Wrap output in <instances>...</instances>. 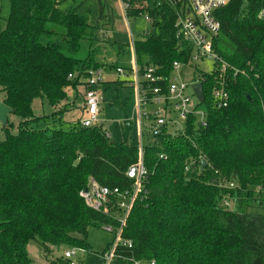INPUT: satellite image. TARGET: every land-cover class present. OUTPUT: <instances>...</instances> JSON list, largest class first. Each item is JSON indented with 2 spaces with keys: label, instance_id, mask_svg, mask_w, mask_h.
<instances>
[{
  "label": "trees",
  "instance_id": "trees-1",
  "mask_svg": "<svg viewBox=\"0 0 264 264\" xmlns=\"http://www.w3.org/2000/svg\"><path fill=\"white\" fill-rule=\"evenodd\" d=\"M9 3L4 26L0 12V102L13 109L19 123L8 118L2 125L0 264H34L32 241L46 253L62 247L91 250V227L118 225L110 213L89 207L80 192L90 179L130 189L134 181L127 171L139 160V146L113 143L101 127H82L78 120L68 130L39 128L45 117L33 109L42 98L56 109L54 117L71 110L62 106L67 90L86 88L81 80L87 70L102 65L95 44L104 36L108 43L117 19L114 6L107 0ZM262 10L264 0H231L216 12L221 30L213 38L214 51L239 74L224 73L218 64L210 73L194 66L204 87L199 106L207 110V126H196L192 116L185 133H147V193L127 217L123 237L133 247L120 248L126 261L119 264H264ZM150 13L163 33L135 40L138 65H154L167 80L175 62L189 63L191 46L178 48L173 9ZM220 88L230 94L222 109L213 99ZM201 157L208 163L203 168ZM231 181L235 188L226 186Z\"/></svg>",
  "mask_w": 264,
  "mask_h": 264
},
{
  "label": "built area",
  "instance_id": "built-area-1",
  "mask_svg": "<svg viewBox=\"0 0 264 264\" xmlns=\"http://www.w3.org/2000/svg\"><path fill=\"white\" fill-rule=\"evenodd\" d=\"M117 1L120 4L122 16L126 22L131 17L143 16L145 20L154 23L150 11L154 9L162 10L166 6L173 9L178 48L182 49L183 45H189L192 50L189 63L175 62L173 71V73H176L181 67L190 66L194 70V73L189 81L172 78L173 73L166 80L165 77L158 74L157 67L154 65L146 64L141 69L137 61L133 63L131 71H128L121 65L113 67L116 75L123 78L130 87L136 90V110L140 125L144 126L143 120L145 119L148 122V134L152 137L160 136L164 132L174 134L168 127L178 124L173 118L175 114L179 123L183 122L184 133L185 123L192 116L195 117L196 126L205 128L208 124V114L207 110L199 106L200 103H204L205 101L200 102L193 90L195 84L201 83L199 77L195 74L196 70L194 66L200 62L213 61V68L218 64L220 65L218 69H221L224 73L230 70L234 77L239 74V70L222 61L213 48V38L221 30V22L217 18L216 12L227 6L231 0ZM259 17L264 19V10L261 11ZM147 34L149 32H145V35ZM131 37L132 46H134L135 40L132 34ZM106 71L107 67L104 65L90 68L86 72L87 77L85 80H81L85 81L86 90L84 116L80 119V124L82 127H101L106 137L110 139L111 133L103 128L99 117L100 103L103 100L99 87L105 82ZM78 73H70L68 78L74 79ZM164 82H166L165 87L161 85ZM213 99L214 105L218 109H222L229 105L230 94L225 88H220L213 92ZM138 146L139 160L136 165H133L127 171V176L134 181V185L130 189L120 190L116 187H106L90 179L87 187L80 192V196L89 207L98 212L110 213L118 222L117 226L106 225L103 227L114 236L113 241L100 255L103 264H119V261H126V257L120 252V248L133 247V242L124 238L123 232L127 217L135 203L147 193L145 184L149 177L148 169L143 160V141ZM203 161H207L205 157H201V162ZM186 170H189V167ZM226 186L228 188L236 187L233 181L228 182ZM223 203L229 207L231 205L226 199H224ZM87 250L81 247H63L60 255L50 264H83V255L87 253ZM149 264H155V261L149 262Z\"/></svg>",
  "mask_w": 264,
  "mask_h": 264
},
{
  "label": "rangeland",
  "instance_id": "rangeland-1",
  "mask_svg": "<svg viewBox=\"0 0 264 264\" xmlns=\"http://www.w3.org/2000/svg\"><path fill=\"white\" fill-rule=\"evenodd\" d=\"M108 3L112 4L116 10V23L114 24L113 30L108 33V43H105V38L102 37L101 43L95 44V53L96 60L102 62H111V58L114 60L118 53V44L124 46L126 54L123 57H120V64L124 65V62H128L130 65V59H132V37L134 40L142 39L145 35V32L152 33L155 36H159L163 33V29L156 27L152 22L145 20L143 16L131 17L128 22L124 21L119 14L117 9V3L115 0H107ZM0 12L2 17V25L4 26L5 20L9 16L10 12V3L9 0H0ZM114 43V45H112ZM198 69L205 72H212L213 70V61L200 62L195 65ZM195 68V67H194ZM194 70L189 67H181L179 71L174 72L172 78H177L183 81H189L193 77ZM112 75L115 73L111 72ZM111 74H108L109 77ZM114 80L116 81V75H114ZM85 87L80 86L77 90L73 89V97L71 102H68L69 99L65 100L62 103V106L71 109L66 112L60 119V117L52 116L55 112V109L48 103L46 99L38 98L33 103V109L36 115L45 117L39 124V128H52L53 126H62V128L68 130L70 126L76 122L80 121L84 116L82 107H78L77 104L83 103L82 97L84 96ZM103 99L104 102L101 105V124L104 129H107L111 133V142L116 144L127 143L129 145H140L141 133L143 132L144 144L147 140L148 133V122L144 119V126L140 125L139 116L137 114V96L135 90L123 87L119 83H107L103 88ZM73 101V102H72ZM77 101V103H76ZM150 109V108H149ZM82 113V115H81ZM125 117L130 118L132 121V130L128 140L124 135V121ZM173 118L178 122L177 125H170L168 128L174 134L184 133L183 122L179 123L177 116L174 114ZM9 119L11 122L17 125L19 119L13 114H9ZM104 120V121H103ZM61 123V124H60ZM60 124V125H59ZM14 131H17V128H14ZM4 138V133L2 130V123L0 122V140ZM114 236L107 232L103 227H91L89 229L88 243L91 247V250H87V253L84 254V264H103L100 253L107 249L108 245L113 241ZM62 248H54L46 253L45 249L42 248L37 242L32 241L29 244V254L34 260V264H49V258L51 257V262L57 258L61 253Z\"/></svg>",
  "mask_w": 264,
  "mask_h": 264
},
{
  "label": "crops",
  "instance_id": "crops-1",
  "mask_svg": "<svg viewBox=\"0 0 264 264\" xmlns=\"http://www.w3.org/2000/svg\"><path fill=\"white\" fill-rule=\"evenodd\" d=\"M116 1V3H117V9H118V11H119V14H120V17L123 19V16H122V13H121V8H120V4H119V2L117 1V0H115ZM124 20V19H123ZM116 23V22H115ZM122 45V44H121ZM130 49L132 50V59H130V65H128V62H124V65H122V64H120V57H123L125 54H126V52H125V49H124V46H123V49H121L120 47H119V44H118V53H117V56L115 57V59L113 60L112 58H111V62H102V61H98V62H100V63H102V65H104V66H106L107 67V71H106V77H105V82L99 87V90L102 92V96H103V88L105 87V85L107 84V83H119L120 85H122L123 87H128V88H131V89H133V90H135V88H133V87H130L129 85H128V83H126V81H124V79L123 78H120L119 76H117L116 75V73H115V70H114V68L113 67H115V66H117V65H121V66H124L128 71H131L132 70V68H133V63L134 62H136L137 61V57H136V53H135V48H134V46H131L130 47ZM125 57V56H124ZM137 63H138V61H137ZM111 72H113V73H115L114 75H116V81L114 80V75H112L111 74ZM108 74H111L109 77H107V75ZM84 88V87H83ZM86 90V89H85ZM135 92H136V90H135ZM73 89H68L67 90V94H68V98L67 99H69L68 100V102H71V100H73L72 99V97H73ZM82 100H83V103H81V105L80 104H77V106L80 108V107H82V108H84V106H85V92H84V96L82 97ZM73 102V101H72ZM103 102H104V99L102 100V102L100 103V107H101V105L103 104ZM76 103H77V101H76ZM56 110V109H55ZM101 110H102V108L100 109V115H99V117L101 116ZM83 113H84V109H83ZM81 115H82V113H81ZM63 118V117H62ZM126 119H130V118H128V117H125V120ZM102 121V120H101ZM104 121V120H103ZM132 122V121H131ZM61 124V123H60ZM59 124V125H60ZM131 130H132V127H131ZM131 132V131H130ZM124 135H125V130H124ZM130 136V135H129ZM147 136V135H146ZM125 137H126V135H125ZM128 139V138H127ZM140 140H142L143 141V143L145 142L144 140H143V134H141V138H140ZM28 251H29V246H28ZM100 255H101V253H100ZM85 257V256H84ZM84 259V258H83ZM49 264L51 263V257L49 258ZM33 262H34V260H33ZM83 262H84V260H83ZM45 264V263H44ZM84 264V263H83Z\"/></svg>",
  "mask_w": 264,
  "mask_h": 264
},
{
  "label": "water",
  "instance_id": "water-1",
  "mask_svg": "<svg viewBox=\"0 0 264 264\" xmlns=\"http://www.w3.org/2000/svg\"><path fill=\"white\" fill-rule=\"evenodd\" d=\"M193 90L195 92V95L197 97V99L200 102H204L205 101V95H204V87L202 83H197L193 86ZM13 113V109L8 107L7 105H5L3 102H0V122L2 123V125H7L8 123V118H9V114ZM124 130H125V135L126 138H129L130 135V131H131V127H132V122L130 119H126L124 121ZM208 163L207 161H203L202 162V166H206Z\"/></svg>",
  "mask_w": 264,
  "mask_h": 264
}]
</instances>
